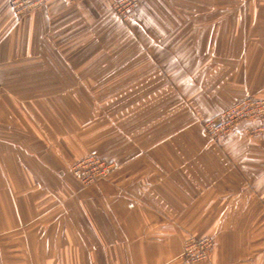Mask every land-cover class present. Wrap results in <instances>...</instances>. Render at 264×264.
I'll return each mask as SVG.
<instances>
[{
	"label": "crops",
	"instance_id": "crops-1",
	"mask_svg": "<svg viewBox=\"0 0 264 264\" xmlns=\"http://www.w3.org/2000/svg\"><path fill=\"white\" fill-rule=\"evenodd\" d=\"M0 0V264H264V0ZM116 167L82 187L71 166ZM210 237L209 259L182 257Z\"/></svg>",
	"mask_w": 264,
	"mask_h": 264
},
{
	"label": "built area",
	"instance_id": "built-area-1",
	"mask_svg": "<svg viewBox=\"0 0 264 264\" xmlns=\"http://www.w3.org/2000/svg\"><path fill=\"white\" fill-rule=\"evenodd\" d=\"M72 2L73 0H66ZM46 0H12L11 8L18 20L28 15L33 10L44 6ZM113 13L125 21L137 7L136 0L109 1ZM264 117V99H255L247 96L237 103L227 107L217 116L202 122V133L208 140L217 141L230 134L236 125L242 121L256 120ZM264 128L247 130L248 134H260ZM114 166L98 157L96 152H91L84 160L71 167L72 174L84 186L100 181L107 177ZM103 175V176H100ZM213 240L210 237H188L184 243L182 257L191 263L205 262L209 258Z\"/></svg>",
	"mask_w": 264,
	"mask_h": 264
},
{
	"label": "bare ground",
	"instance_id": "bare-ground-1",
	"mask_svg": "<svg viewBox=\"0 0 264 264\" xmlns=\"http://www.w3.org/2000/svg\"><path fill=\"white\" fill-rule=\"evenodd\" d=\"M11 1L12 0H10V2H9V4H10V9H11V11H12V14H13V16L16 18V19H18L16 16H15V14H14V12H13V10H12V8H11ZM46 2H47V0H46ZM68 2V1H67ZM110 6V5H109ZM40 8V7H39ZM38 9V8H37ZM37 9H35V10H37ZM110 9H111V7H110ZM35 10H33L32 12H34ZM112 10V9H111ZM30 14V13H29ZM25 16H27V15H25ZM24 16V17H25ZM24 17H22V18H24ZM22 18H20V19H22ZM247 134V133H246ZM248 135V134H247ZM210 141H213V140H210ZM74 165V164H73ZM72 165V166H73ZM71 166V167H72ZM71 173H72V171H71ZM73 175V174H72ZM74 176V175H73ZM100 176H103V175H100ZM109 176V175H108ZM108 176L107 177H105V178H103V179H99L100 181H104V180H106L107 178H108ZM75 178V177H74ZM75 180L76 181H78L76 178H75ZM100 181H98V182H100ZM79 182V184L82 186V187H88V186H92V185H94V184H96V183H98V182H94V183H92V184H90V185H88V186H84L80 181H78ZM209 255H210V253H209ZM209 259V258H208ZM198 263H200V262H198Z\"/></svg>",
	"mask_w": 264,
	"mask_h": 264
},
{
	"label": "rangeland",
	"instance_id": "rangeland-1",
	"mask_svg": "<svg viewBox=\"0 0 264 264\" xmlns=\"http://www.w3.org/2000/svg\"><path fill=\"white\" fill-rule=\"evenodd\" d=\"M0 90H1V86H0ZM90 153H91V152H90ZM90 153H89V154H90ZM89 154H88V155H89ZM88 155H87V156H88ZM87 156H86V157H87ZM86 157H84V158H86ZM84 158L78 160L76 163H74V165L77 164V163H79V162H81L82 160H84ZM99 158H100V157H99ZM103 161H104V160H103ZM107 163H108V164H112V165L114 166V168L116 167L113 163H109V162H107Z\"/></svg>",
	"mask_w": 264,
	"mask_h": 264
}]
</instances>
